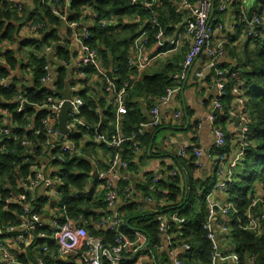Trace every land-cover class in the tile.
Returning <instances> with one entry per match:
<instances>
[{
    "label": "trees",
    "instance_id": "1",
    "mask_svg": "<svg viewBox=\"0 0 264 264\" xmlns=\"http://www.w3.org/2000/svg\"><path fill=\"white\" fill-rule=\"evenodd\" d=\"M26 1L19 3L0 0V44L14 45L12 49L0 48V78H11L13 81L11 87L0 88V109L7 112L11 122V139H6V135L0 132V147L3 148L0 150V243L3 245V239L6 237L16 236V232L8 234V226H18L33 213L45 219L49 211H53L60 223H63L66 217L82 220L81 222L87 219L85 227L90 235L100 236L114 245L115 234L112 231L92 226L100 215L106 213L103 203L105 190L96 193L92 186V174L98 169L94 157L101 151L111 152V155L114 153L105 142L96 140L95 130L100 128V133L109 138L117 124L121 134L129 138L132 133L137 132L140 122L148 120V111L166 91L179 86L174 76L182 70L190 43L189 37L182 40L176 52L159 59L152 71L139 72L128 64V59L132 55L133 41L142 30L147 29L149 49L156 44L155 36L159 29L162 30L163 36L170 37L178 25L188 18L189 13L181 9L179 0H155L151 8L155 12L158 25L151 26L154 16L142 4L150 0H135V3L131 0H59L60 3L55 6L58 14L53 12L46 3L47 0H28L31 5ZM213 2L216 17L228 19L237 15V4L230 6L235 12L232 13L228 9L225 15H221L217 12L220 0ZM51 3L53 4L54 0H51ZM263 3L264 0H254L252 9ZM64 11L69 21L92 23L89 24L91 39L88 43L96 51L100 69L105 72L111 70L110 78L113 79L115 90H123L125 111L119 114L116 120L117 111L113 103L115 93L107 90L108 81L98 87L101 93L90 88H83L78 93L85 100L81 116L86 125H77L69 136L79 146L80 156L65 153L56 159V165L60 166L58 172L63 179V184L58 187L62 197L59 201L50 202L34 191L24 192L20 188V182L23 178L33 177V166L40 164L39 158L43 155L42 143L46 141V137L42 120L50 113L47 106H44L48 96L63 97L59 91L69 87L71 83L67 80L70 72L67 66L73 56L70 49L71 31L60 17ZM94 14L96 18H93ZM100 20H106L108 23L102 26ZM28 25L38 26L35 29L36 36L28 34ZM62 27H65L64 32ZM249 29L251 28L245 26L240 32L232 35L231 41L224 44L225 62L218 63L221 68L232 67L242 73L249 144L244 149V161L238 167L236 178L227 193L238 213L229 215L230 231L226 236H222L225 240L229 238L233 253L239 257V264H264V232L244 227L250 200L257 191L264 192V24L252 26L253 31L258 34L256 37L247 35ZM23 31L29 36L22 37ZM25 46L27 49L22 57L21 48ZM45 47H50L49 53L44 51ZM62 61L68 65L63 66ZM46 64H55L56 67L52 86H44L40 80ZM82 69L85 81H88L92 74L100 75L92 64H86ZM74 70L75 67L71 66L72 74ZM30 72L31 76L27 77ZM235 84L232 80L228 81L226 90L231 93ZM109 94L113 95L111 100L108 99ZM20 99H25L29 105H23L22 111L17 112ZM224 121L226 117L217 122V125L224 129L221 124ZM30 123L33 128H29ZM161 123L153 127L152 132H149L148 128L143 135H137L133 140H127L121 145L119 153L128 165L126 169H120V172L124 178H129V182L120 179L116 183L120 200L125 204L123 208H119L124 219L123 233L132 240L135 231L142 232L150 242V250H156L154 246L162 243L157 230V213L176 212L179 224L171 227L173 242L176 245L187 243L191 247L187 254H181L179 258L185 264H210L212 245L206 238L202 224L208 213L204 197L215 178L203 181L194 177L192 172L197 169L194 165L195 156L190 151L186 157L175 156V163L168 167V171L177 169L174 177H165L153 182L150 173L146 175L143 185L139 184L138 180L134 185L141 161L148 157V149L154 146V132L160 128ZM85 137L91 138V142L86 146L83 145ZM21 140H26V144L21 145ZM230 143L228 135L224 150L213 147L214 154H228ZM54 152L55 150L52 151ZM105 160H108L107 156ZM103 168L106 170V163L100 166V169ZM129 184L133 186L134 191L130 194L123 193V188ZM153 187L165 196L167 204H149L154 207L152 211L138 209V204L145 196L153 195L155 200L158 198V193L151 190ZM73 190L79 196L67 198V194ZM197 201L200 202L198 210L195 209ZM23 205L27 206L26 211L23 210ZM262 205L263 203H260L256 210L259 211ZM42 231L43 229L36 228L29 244L19 245L18 250H8L18 264H37L39 258H42L45 264H78L74 257L61 259L58 256V246L50 236L51 232H47L48 236L42 239L39 237ZM178 241L180 243H177ZM197 245L198 255L195 254ZM161 256L163 259H158L159 262L169 260L165 252ZM103 264L109 263L104 261Z\"/></svg>",
    "mask_w": 264,
    "mask_h": 264
},
{
    "label": "built area",
    "instance_id": "2",
    "mask_svg": "<svg viewBox=\"0 0 264 264\" xmlns=\"http://www.w3.org/2000/svg\"><path fill=\"white\" fill-rule=\"evenodd\" d=\"M21 3L19 0H13ZM44 1V0H41ZM69 1V0H68ZM155 0H150L143 2L145 9L151 11V15L154 16L152 19V25H158L155 21V12L152 10V4ZM135 3V0H131ZM254 0H220L217 6V12L221 15H225L228 9L231 12H235L234 8L230 6L237 4L238 11L236 16L228 17L229 23H227V18H218L214 15L215 5L213 0H193L189 2L188 0H179V5L181 9L186 10L189 13L188 18H186L181 24L178 25L175 32L170 37H165L162 34V30L159 29L155 36L156 44L153 46L155 53L159 54L164 51V53L175 51L181 45L184 38L189 37L190 43L188 45L187 54L183 61L182 70L179 74L175 75L174 78L177 80L179 86L175 88L168 89L166 93L157 101V103L148 111V120L140 122L136 133H132L129 138H125L116 124L114 133L109 137L103 136L100 132L95 130L96 140L105 142L114 153H105L108 160L103 162L107 164L106 170L98 173L94 182L99 184V190L95 189V192H100L105 190L103 194V203H105V214L100 215L97 220L92 223L98 229H104L112 231L115 234L114 245L109 244L104 241L100 236H92L89 234L88 229L85 227L87 221L75 220L73 218L66 217L63 223L54 217L51 220L43 219L40 215L33 213L30 218H26L18 226H8L7 231L16 232L15 241L17 244L22 245L24 243H29L32 232L36 228L43 229L39 233V237L46 238L47 232H51L50 236L54 239L56 245L58 246V253L61 259H66L68 257H74L78 264H103L107 262L109 264H185L179 256H174L172 259L159 262L156 260V254L163 253V244L166 248L173 246L179 247L183 255L190 251V245L187 243H182L181 245H176L173 242L174 236L171 235L172 225L179 224L178 214L176 212L172 214L165 215L163 213H157L156 220L158 222L157 230L162 239V243L154 246L156 250H150V244L144 249L147 243H150L146 236L140 232H134V239L129 240L123 233L124 219L122 218L119 209H116L117 204L120 202V197L116 189L110 180V176L123 179L125 182H129V178L121 174L120 169H126L128 163L121 158L120 148L121 145L127 140H133L137 135H143L146 129L158 126L162 121L161 108L167 106L173 95L181 89L182 85L187 81V76L190 67L199 58L203 57L205 59V67L203 70H198L194 73L195 77L203 78L204 70H209L212 72L213 85L217 89V96L212 102V112L209 115L210 123L213 125V136L215 148H221L222 151L228 143V131L217 125V119L224 113V107L221 103V99L227 97L230 93L226 90V84L228 81L232 80L236 84L233 86L231 93L236 96V108L229 113L232 117H235L238 121V128L234 131V136L231 140V145L229 146V153L214 154L213 148L206 150L208 156L214 158L215 163V176L214 182L212 183L211 189L205 194L204 200L207 207V218L202 224L203 230L206 232V238L211 243L212 249L210 252V264H221L228 262V264H239L240 260L236 253L230 252L225 254L221 252L220 245L218 243V237L221 235L229 234L228 221L223 218L228 217L230 214L234 213L237 215L238 210L232 201L228 198V190L230 185L234 182L237 169L244 161V149L249 146L248 144V118L245 113V83L241 78V71L232 69V67L221 68L218 66V60L223 58L225 55L224 44L231 41L232 35L240 32L245 26L250 27L247 31L248 36L256 37L258 34L254 32L252 26L264 24V3L257 5L254 9ZM46 3L50 6L54 13L58 14L56 5L60 2L59 0H47ZM251 10V11H250ZM66 11V10H65ZM60 14L62 21L65 23L66 27L71 31L70 36V46L71 44L76 46V49L71 52L73 54L72 61L70 65L67 62L62 61L63 66L71 68L75 67L73 75L76 78L71 80L70 86L66 87L70 89L71 98L69 100L71 108L68 111V119L66 122V127L69 130L66 134H61L58 128V116L62 109L64 98L48 96L47 102L44 106H47L50 113L42 120L46 141L42 143V147L48 152L51 164L57 167V170H49V172L43 173L44 167L46 166L43 161L39 160V165L33 166L34 175L32 178H23L20 182V188L29 193L38 188L39 185H43L45 190V199L50 202L59 201L62 194L58 191L59 185L63 184V179L60 173V166L56 165V159L62 157L65 153H73L76 156H80V148L74 141L70 138V134L74 132L77 125L85 126V122L81 116L83 107L85 106V100L79 96V88L82 85L83 73L82 67L86 64H92L98 74L105 76V70L100 69L98 61L96 58V51L91 48L88 41L91 39L89 30L91 29L92 23H84L81 21H69L66 17V12ZM87 12V11H85ZM250 12V13H249ZM249 13V15H248ZM96 18V15H93ZM101 25L105 26L108 22L106 20H100ZM90 24V25H89ZM36 27L38 26L28 25L27 32L29 35L36 36ZM29 28V29H28ZM63 32L65 27H62ZM147 29L141 31V33L134 39L132 45V55L129 56L128 64L137 68L139 72L144 71L155 57L154 55L148 56L147 50ZM166 46V48H165ZM168 46V47H167ZM14 45L5 44V47L0 44L2 50L12 49ZM26 50V46L22 47L21 50ZM45 52L50 51V47H45ZM70 66V67H69ZM55 64H46L43 68V75L40 80L44 86H52L55 73ZM31 76V72L27 74V77ZM69 81V80H68ZM108 86L107 90H111L115 93V98H113V103L116 107L117 118L119 114H123L125 111V103L123 97V90H115L113 79H107ZM12 79H2L0 78V88H9L12 86ZM26 103L25 99H20L19 104L16 108L17 112L22 111V107ZM178 113L175 114V117ZM223 117L221 116V119ZM0 132L6 135V139H11L10 137V116L6 111L0 109ZM29 128H33L30 124ZM56 140L55 143L50 144L48 140ZM21 145L26 144V140L20 141ZM3 148L0 147V150ZM55 150L54 153L52 151ZM190 151L194 156V165L197 170H200L201 163L199 161L200 156L203 151L194 145L183 144L180 145L177 151L178 157L188 156L187 152ZM58 152V154H57ZM44 155V153H43ZM42 155V156H43ZM41 156V157H42ZM40 157V158H41ZM39 158V159H40ZM177 173L176 168L168 170H160L157 172H152L153 182H156L165 177H174ZM151 190L158 193V198L155 200L153 195H148L143 198L138 204V209L143 210L146 204H154L155 202L159 206H165L167 204L165 196L159 192L156 188H151ZM134 191L131 184L123 188L122 192L125 194H130ZM223 192L225 200L219 204L214 200L215 192ZM79 196L75 194L73 190L71 193L67 194L68 197ZM84 196V195H81ZM264 192L257 191L246 211V224L245 228L260 232H264ZM260 203V210L257 211L256 208ZM27 206L23 205V210L26 211ZM63 214L65 213V203L62 204ZM220 215L222 219H216V215ZM80 223V224H79ZM180 226H178L179 228ZM177 243H180L179 241ZM45 250L46 248L43 247ZM167 251V250H166ZM177 251V250H175ZM0 262L2 264H18L14 255L6 250L2 243H0ZM37 264H45L42 258L37 260Z\"/></svg>",
    "mask_w": 264,
    "mask_h": 264
},
{
    "label": "crops",
    "instance_id": "3",
    "mask_svg": "<svg viewBox=\"0 0 264 264\" xmlns=\"http://www.w3.org/2000/svg\"><path fill=\"white\" fill-rule=\"evenodd\" d=\"M24 1V0H19ZM26 3L28 5L29 1L27 0ZM229 23V19L227 20ZM63 32V30H62ZM22 37L29 36L26 31L21 34ZM6 43H2V46L5 47ZM71 52L76 49V46L71 44L70 46ZM157 50L155 48L150 47L146 50L148 56H155L151 62L149 63L148 67L144 70L152 71L155 69V64L159 59L165 58L166 56L173 54L176 51H171L164 53L161 52L159 54L155 53ZM25 51L21 50V56L24 57ZM1 58V57H0ZM219 64L225 62V58H220L218 60ZM155 64V65H154ZM205 67V59L203 57H199L194 64L190 67L189 73L187 76V81L185 82L184 86L182 85L181 90L175 93L170 101V103L161 108V116H162V123L160 128L154 132V146L152 149H148L147 151V158L141 161L140 169L137 173V179L134 178V185H136V181L138 180L139 184L143 185V182L146 179V175L157 172L160 170H168V167L173 166L175 163V156H177V151L180 145L189 144V145H196L199 146V149L203 151V154L200 156L199 161L201 163L200 170L195 169L192 173L194 177L201 180L212 179L215 176V161L214 158L208 156L206 150L213 148L214 145V136H213V125L210 123L209 115L212 112V102L217 96V89L213 85L212 79V72L204 70V77L197 78L195 77L194 73L198 70H203ZM227 68V67H225ZM229 69V68H227ZM111 77V70H107L105 72V76L102 75H90V79L88 81L84 80V76L82 77V85L79 88V92L83 90V88H90L92 90L101 91L98 87L103 84V82L107 81ZM76 78L75 75L72 74L71 68L68 75L67 80L71 81L72 79ZM113 97L112 94L108 95V99L111 100ZM236 96L230 93L227 97L221 99V103L224 107V113L221 115L222 117H226V121L222 122V127L228 131L230 139L232 140L234 136L235 129L238 128V121L235 117H232L229 113L236 108ZM178 113V116L175 117V114ZM221 116L218 117L217 122H221ZM33 125V124H32ZM153 128H149V132H152ZM147 130V131H148ZM159 135V136H158ZM56 140L50 139L48 143L53 144ZM88 142H91V138L85 137L83 139V145L86 146ZM230 146V144H229ZM44 155L39 159L45 163L43 173H48L49 170H57V167L51 164L50 157L48 156V152L46 148L42 147ZM151 152V153H150ZM105 151L98 152L97 155L95 154V162L97 165L98 173L104 170L100 169V166L104 165L105 160ZM93 180V178H92ZM110 180L112 184L115 186L116 183L119 181V178L110 176ZM181 184V183H180ZM183 185V183L181 184ZM93 189L99 190V184L94 182L93 180ZM209 189V188H208ZM45 190L46 188L43 185H39L38 188L34 190V192L41 196L42 198L45 197ZM102 188L100 189V191ZM143 192V191H141ZM214 200L221 204L225 200V195L223 192H215ZM47 200V199H46ZM49 201V200H48ZM125 204H122L121 200L117 204L116 209L120 207H124ZM144 209L147 211H152L154 207L149 206L146 204ZM166 213L165 215H168ZM55 217L53 211H49V214L45 217L46 220H51ZM216 219H222V217L218 214L216 215ZM225 221L230 220V217H224ZM87 221V219H83ZM13 234L15 232H9L8 234ZM0 235L2 233L0 232ZM15 237L12 236L11 238H4L3 245L6 250H18L19 244L16 243ZM221 235L218 237V243L220 245L221 252L228 254L233 252L232 244L230 243L229 238H226ZM31 239V238H30ZM29 244V243H28ZM165 250V254H168V259H172L174 256H180L182 252L180 251L179 247H170L166 248V245L163 244V249ZM167 250V251H166ZM177 250V251H175ZM162 253L156 254V260L163 259L161 256ZM183 255V254H182ZM167 256V255H166ZM221 264H228V262L221 263Z\"/></svg>",
    "mask_w": 264,
    "mask_h": 264
},
{
    "label": "water",
    "instance_id": "4",
    "mask_svg": "<svg viewBox=\"0 0 264 264\" xmlns=\"http://www.w3.org/2000/svg\"><path fill=\"white\" fill-rule=\"evenodd\" d=\"M208 71L209 70H207V72ZM184 84H183V86H184ZM59 94H61L63 96V98H64V103H63L62 109H61V111L59 113V116H58V128L60 130V133L63 135V134H66L69 131L67 129V127H66V122H67V119H68V111L71 108L70 103H69V100L71 98L70 89L69 88H65L64 90L59 91ZM24 105H29V104L26 102V103H24ZM97 131L100 132V128H98ZM196 147L199 148L198 145H196ZM97 176H98V173L96 171H94L93 174H92L93 180L96 179ZM148 245H149V243H147L145 245L144 249Z\"/></svg>",
    "mask_w": 264,
    "mask_h": 264
},
{
    "label": "rangeland",
    "instance_id": "5",
    "mask_svg": "<svg viewBox=\"0 0 264 264\" xmlns=\"http://www.w3.org/2000/svg\"><path fill=\"white\" fill-rule=\"evenodd\" d=\"M31 124V123H30ZM159 136V135H158ZM238 173V172H237ZM200 208V202L197 201L196 204H195V209L198 210ZM199 246L197 245V247L195 248V254L198 255L199 253Z\"/></svg>",
    "mask_w": 264,
    "mask_h": 264
}]
</instances>
